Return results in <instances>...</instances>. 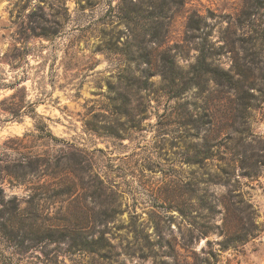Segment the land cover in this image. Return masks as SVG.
Here are the masks:
<instances>
[{
  "label": "rangeland",
  "instance_id": "obj_1",
  "mask_svg": "<svg viewBox=\"0 0 264 264\" xmlns=\"http://www.w3.org/2000/svg\"><path fill=\"white\" fill-rule=\"evenodd\" d=\"M0 264H264V0H0Z\"/></svg>",
  "mask_w": 264,
  "mask_h": 264
},
{
  "label": "trees",
  "instance_id": "obj_2",
  "mask_svg": "<svg viewBox=\"0 0 264 264\" xmlns=\"http://www.w3.org/2000/svg\"><path fill=\"white\" fill-rule=\"evenodd\" d=\"M212 73H214V76L215 77H217L219 80H221V79H225L224 78V73H222V72H218L217 70H214Z\"/></svg>",
  "mask_w": 264,
  "mask_h": 264
}]
</instances>
